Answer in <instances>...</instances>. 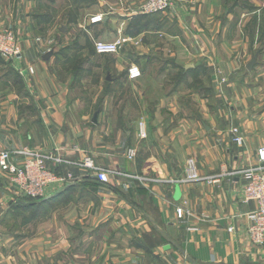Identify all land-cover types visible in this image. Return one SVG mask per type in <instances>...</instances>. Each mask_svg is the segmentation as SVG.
Masks as SVG:
<instances>
[{
  "label": "crops",
  "instance_id": "0c3cea01",
  "mask_svg": "<svg viewBox=\"0 0 264 264\" xmlns=\"http://www.w3.org/2000/svg\"><path fill=\"white\" fill-rule=\"evenodd\" d=\"M174 1L147 18L135 54L104 65L110 88L87 101L82 66L73 80L51 35L42 41L21 23L39 4L15 0L22 52L0 66V150L12 151L14 161L25 148L53 153L62 161L47 166L76 177L48 191L49 202L58 199L57 216L33 217L18 229L16 212L31 204L17 203L19 194L0 169V223L11 228L0 241L18 243L26 264L42 257L51 264L54 256L65 258L59 264H264V247L246 232L255 202L242 200V170L257 164L256 148L264 143V40L257 35L264 0ZM7 3L0 0L6 23L13 17ZM131 65L140 69L138 78L128 77ZM182 69L186 85H178ZM194 79L212 83L196 93L189 87ZM120 84L137 86L120 91ZM138 120L145 121L144 143ZM230 127L241 144L231 140ZM126 144L137 147L134 158L126 156ZM88 154L108 182L81 167ZM188 156L196 158L201 179L181 182ZM177 205L186 209L181 219Z\"/></svg>",
  "mask_w": 264,
  "mask_h": 264
},
{
  "label": "rangeland",
  "instance_id": "374dc122",
  "mask_svg": "<svg viewBox=\"0 0 264 264\" xmlns=\"http://www.w3.org/2000/svg\"><path fill=\"white\" fill-rule=\"evenodd\" d=\"M35 1L39 5L35 7L32 13H30V16H28L29 18H26L25 21H22L21 23H25L27 27V31L34 33V35L36 36L35 38L37 39L40 38L42 41H44L46 38H48V34L51 35V38L54 39L56 44L55 56L58 59H60V64L62 68L68 74L71 75L73 80L77 69L78 68L80 69V65L82 66L81 70L84 71L85 76L80 85V89H81L80 93H82V96H84L83 99L87 101L91 98V96H95L98 93L101 95L105 93L107 89L110 88L111 84L107 82L108 80L106 79V67L104 65L112 62L114 59L120 60L122 57H125L127 53L135 54V52L138 51L139 46L141 45L143 39L138 38L136 36L141 33L142 28H140L141 30L137 35L135 36L129 35L125 33V29L128 23L123 29L121 28L123 21L126 19L129 22L131 18L137 14H145L152 16L157 13H163L167 11L169 8H171L175 2L174 0H170L171 2L170 6H168L164 10H160L157 12H150V13H142L141 7L144 4V2H146L147 0H85L78 3L74 2V0H35ZM8 5L10 6V9L13 10L12 12L13 17L8 23H6V22H2L5 20V18L0 16V22H1L0 30L11 31L13 37L15 36L14 38L19 43L21 48V41L23 37L18 32L19 30L18 24H19V19H22V16L20 14H17L16 16L15 0H10V3ZM238 5H241L246 9L250 8L248 2H242V4L238 3ZM263 11H264V7H263ZM99 14L102 15V20L97 21L100 24L98 26L92 27L94 23H97V22H93L92 18L95 15H99ZM257 15L258 16L260 15V11L257 13ZM105 16H108L110 20L108 19L109 23L104 25L102 24V21ZM259 22H260V27H259L260 32L257 35H259V40H264V32L261 31L262 30L261 28H263L264 26V17H261L259 19ZM121 37H128L129 40L126 43H124L116 53L98 54L94 51L93 43L96 40L99 39L117 40ZM92 56L96 58L95 64L97 66H91L90 58ZM10 61L11 60H6L5 58H3V56L0 54V66H2V68L5 69V67H8L6 65L7 62ZM181 72L183 71L181 70L180 73ZM184 75L185 74H182L180 76L178 80V85H186L187 80H186V76ZM109 76L111 77V74H109ZM78 83H80V81ZM164 83L166 84L165 88H169L175 82L171 80ZM209 83L211 85L212 82L211 81L205 82L202 81L201 79H194L189 84V87L193 86V88L196 90L197 93L199 90L207 88ZM135 85L136 84H128V85L120 84L117 85L116 89L120 91L122 90L129 91L136 88L137 85L136 86ZM216 85L218 86V84ZM77 94H79V92ZM195 102L197 106V104L199 103L198 100H196ZM91 109L93 110L95 108L92 106ZM115 116L117 117L116 114L111 113L108 114L107 117H112V119H114ZM118 116L120 117L119 114ZM140 122L144 123L145 125L144 120H138L137 129ZM137 137L138 140H141V143H144L143 141L147 137V130H146L145 138H140L138 136V131H137ZM140 145L142 144L139 143L137 144L138 147ZM128 148H133L136 155V150H135V148H137L136 146L127 147V144L124 145V149H126V152ZM188 157H194V156H188ZM3 171L6 172L5 170ZM7 176L9 179L8 173ZM59 186L62 187L64 185H59ZM14 189L16 188L14 187ZM18 194L19 196L15 198L17 203L31 204L30 207L20 209L19 211L16 212L14 218L18 219L16 221L17 224L19 223L18 229H24L27 223H29L33 219V217H39L40 221L38 222H42L43 219L55 215L57 216V214L61 211V210L54 211V209L58 204V202H54V200L56 199L55 201H57L58 200L57 198H55L50 202H47L46 204L45 203L43 204L42 202H40L41 199L43 198L32 199V197H28L20 193ZM82 195L83 194H81V196ZM7 200L8 201L7 204L5 203V206L9 207V205H11L10 199ZM8 226L9 225H7V223L5 222H3L2 225L0 223L1 236L8 235L11 232V228H8ZM17 244L18 243L16 242L0 241V264H26L28 256L26 255L24 250L21 251L24 252V254H21L20 252L21 249L18 247ZM254 245L259 247H264V244H260V245L254 244ZM38 260L40 261V259ZM41 260L42 261L39 262L40 264L49 263L48 259L44 257H42ZM59 261L65 262L66 260L65 258L60 259L57 256H54L52 258L51 264H59Z\"/></svg>",
  "mask_w": 264,
  "mask_h": 264
},
{
  "label": "built area",
  "instance_id": "2783aa9c",
  "mask_svg": "<svg viewBox=\"0 0 264 264\" xmlns=\"http://www.w3.org/2000/svg\"><path fill=\"white\" fill-rule=\"evenodd\" d=\"M170 0H147L141 7L142 13L157 12L170 6ZM102 20V15H95L93 22ZM15 37V36H14ZM13 37L11 31L0 30V54L6 60H13L20 56L21 48L19 43ZM129 40L128 37H121L117 40H96L93 43L94 51L98 54H113ZM26 71L33 73V68L28 66ZM128 77L138 78L141 72L137 66L131 65L127 69ZM231 140L241 144L243 139L238 135L237 128L230 127ZM138 136L146 137V128L144 123L140 122L138 126ZM21 159L13 160V152L10 150H0V167L9 175V181L14 186L17 193L32 198H45L48 191L59 185H65L76 178L71 172L62 173L47 166L46 161L52 160L57 164L62 161L61 158L53 153H40L30 148L21 150ZM126 155L129 159L133 158L135 151L128 148ZM257 164L249 166L242 170L244 185L242 189V200L244 202L254 201L255 209L248 213L249 224L247 226V238L252 244H264V143L256 148ZM84 169L95 173L96 178L101 182H108L106 170L95 166L91 156L85 155L80 163ZM201 179L197 160L194 157H188L185 161L183 178L181 182H193ZM177 218H182L186 213L184 205H177L174 209ZM190 231L198 230V226L187 227ZM232 230L231 227L228 228Z\"/></svg>",
  "mask_w": 264,
  "mask_h": 264
},
{
  "label": "trees",
  "instance_id": "16d2710c",
  "mask_svg": "<svg viewBox=\"0 0 264 264\" xmlns=\"http://www.w3.org/2000/svg\"><path fill=\"white\" fill-rule=\"evenodd\" d=\"M81 1H85V0H74V2L78 3ZM149 17V15H145V14H137L135 16H133L131 18V20L128 22V25L125 29V33L135 36L139 33V31L141 30L140 28H144L147 25V18ZM183 71V69H182ZM55 196V195H54ZM53 197H45L43 199H41L40 202H49V200H51ZM31 199V198H30ZM33 199V198H32Z\"/></svg>",
  "mask_w": 264,
  "mask_h": 264
},
{
  "label": "water",
  "instance_id": "95a60500",
  "mask_svg": "<svg viewBox=\"0 0 264 264\" xmlns=\"http://www.w3.org/2000/svg\"><path fill=\"white\" fill-rule=\"evenodd\" d=\"M50 55H51V51L45 53V54L43 55V58H44V59H47ZM253 62H254V57H253L252 60L248 63V65H247V68H248V69H250V67L252 66ZM185 67H187V66H185ZM97 113H98V112H95V113L93 114V117H92V120H91L93 123H96Z\"/></svg>",
  "mask_w": 264,
  "mask_h": 264
}]
</instances>
